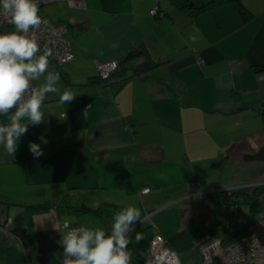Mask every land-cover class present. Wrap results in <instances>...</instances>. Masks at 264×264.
I'll return each mask as SVG.
<instances>
[{
	"label": "crops",
	"instance_id": "crops-1",
	"mask_svg": "<svg viewBox=\"0 0 264 264\" xmlns=\"http://www.w3.org/2000/svg\"><path fill=\"white\" fill-rule=\"evenodd\" d=\"M241 1L254 14L246 23L228 3L196 16L170 0H84L82 7L58 1L40 11L68 25L74 58L60 66L70 84L58 72L60 92L42 104L45 120L29 125L13 156L0 154V264H60L65 219L105 226L89 212L58 211L54 202L91 208L105 201L138 207L141 219L133 227L141 228L142 242L151 238L142 229L153 225L183 264L194 262L184 250L192 248L197 229L188 221L200 220L197 199L264 178V160L242 157L264 144V73L255 74L247 59L264 23V0ZM133 50L141 55L126 66L154 67L122 83L114 74L103 87L84 85L97 75L98 62H120ZM65 89L76 92L67 104L59 101ZM42 135L48 142L36 157L28 142ZM212 167L220 169L219 179L210 177L218 172ZM233 169L236 176H226ZM194 179L205 188L188 183ZM144 186L150 191L141 193ZM43 187L49 193L37 202L15 198ZM32 202L51 204L30 215L25 205ZM131 252L133 264H150L145 251Z\"/></svg>",
	"mask_w": 264,
	"mask_h": 264
},
{
	"label": "clouds",
	"instance_id": "clouds-1",
	"mask_svg": "<svg viewBox=\"0 0 264 264\" xmlns=\"http://www.w3.org/2000/svg\"><path fill=\"white\" fill-rule=\"evenodd\" d=\"M40 0H0V16L14 25L12 31L0 30V116L7 115V122H0V154L13 156L20 138L29 125H38L46 118L42 110L49 93L60 92L57 82L60 74L49 70V52L40 50V45L31 29L42 23L39 15ZM117 47L114 42L111 45ZM44 77L43 83L32 87V81ZM76 92L63 90L59 95L61 103H69ZM66 113L64 112V116ZM86 117V109L83 112ZM29 141V151L36 157L43 155L42 144ZM141 219V210L129 205L113 214L110 230L74 224L65 219L63 230L57 241L62 246L60 264H133L131 234L138 243L142 233L135 230L134 222Z\"/></svg>",
	"mask_w": 264,
	"mask_h": 264
},
{
	"label": "trees",
	"instance_id": "trees-1",
	"mask_svg": "<svg viewBox=\"0 0 264 264\" xmlns=\"http://www.w3.org/2000/svg\"><path fill=\"white\" fill-rule=\"evenodd\" d=\"M63 2V1H62ZM170 2L180 10L186 12L190 16H196L202 12L208 11L217 5H220L222 3H228L230 6H232L241 16L243 22H248L251 19H253L254 14L250 12L242 3L241 0H170ZM66 25L67 31H68V25L65 22H60ZM13 25V24H12ZM7 26L11 25H1V30H7ZM68 37V34H67ZM69 38V37H68ZM141 55V52L139 50H133L128 53V55L119 62L118 67L112 71L108 77L102 78L97 72V75L91 76L86 83H84L85 86H89L90 84H95L98 87H103L106 84L112 83L111 77L114 74H119L120 76V82L127 80L133 74L148 69L150 65H146L143 67H137L135 66H126L128 62L131 59H135L137 56ZM49 59V58H48ZM247 59L249 62V65L252 69V71L255 74L264 73V23L260 27L256 37L253 40V43L247 53ZM49 62L54 70H57V67L61 64L54 63L51 59H49ZM121 65L123 66L122 69L120 68ZM126 69H131L132 72L126 74ZM58 71V70H57ZM61 74V77L63 78L64 82L66 84H70L67 77L63 75L61 71H59ZM238 144H233L230 149H234V147ZM234 152V151H233ZM242 157L246 160H264V144H262L258 149L247 151L242 154ZM196 181L195 184L192 182ZM190 185H197L201 189L205 188V183L201 182V179H194L188 182ZM260 188L258 185H254V187H244V188H238V189H227V190H215L208 194V198L212 199L214 197H220L225 201L232 200L234 202H247L249 205V208L252 211H256L258 209L259 199L258 195L260 193ZM150 191V190H149ZM241 200V201H240ZM231 203V202H230ZM49 202H42V203H36V204H27L25 207L27 208V213L32 214L36 213L38 211L47 210L50 207ZM55 208L58 209V211L65 212V213H72L75 215H80L86 212H89L93 214L96 218H98L103 225L105 226V230H110V225L112 221L113 214L120 211L121 209L125 208L122 205H119L117 203H113L110 201H105L98 205L97 207H83V206H70V205H59L56 202H54ZM251 224V223H250ZM1 225V223H0ZM249 226V225H248ZM247 226V227H248ZM246 227V230H247ZM231 233L227 235L226 237H220L217 233H215L212 230H209L206 232L205 235H200L198 233V229L196 231L192 232L191 238L193 240L194 245L198 248L202 242H205L209 238L213 237H219L223 243H227L229 241H232L235 238H239L246 233ZM149 241V240H148ZM148 241L142 242L139 241L138 243L132 242L129 245L130 250H134L138 252L145 251L143 257H146V251L148 247ZM141 255L140 253H138Z\"/></svg>",
	"mask_w": 264,
	"mask_h": 264
},
{
	"label": "built area",
	"instance_id": "built-area-1",
	"mask_svg": "<svg viewBox=\"0 0 264 264\" xmlns=\"http://www.w3.org/2000/svg\"><path fill=\"white\" fill-rule=\"evenodd\" d=\"M58 1H63L71 7L84 5V0H40L38 7ZM79 1L81 4L77 5ZM155 11V9H151L150 12L154 14ZM40 16L42 23L31 29V32L35 34L41 52L48 51L50 53L48 58L57 64L73 59L74 54L67 37L66 25L53 21L46 15ZM1 25H12L7 14L0 16V30ZM117 67V60L97 63V72L99 75L107 77ZM32 87L36 86L32 83ZM192 183L195 184L196 181ZM149 190L148 186H144L141 188V193H147ZM63 222L60 224L62 229ZM199 252L202 264H213L211 259L216 255L220 257V264H264V215H260L249 224L245 235L227 243H223L219 237L209 238L200 244ZM146 259L150 264H183L178 254L166 244L164 236L159 233L149 239Z\"/></svg>",
	"mask_w": 264,
	"mask_h": 264
},
{
	"label": "rangeland",
	"instance_id": "rangeland-1",
	"mask_svg": "<svg viewBox=\"0 0 264 264\" xmlns=\"http://www.w3.org/2000/svg\"><path fill=\"white\" fill-rule=\"evenodd\" d=\"M78 4H81V2L79 1L77 3V5ZM46 5H42L41 7H39V13L41 10H47ZM13 29H14V25L7 26L8 31H12ZM105 62H98V64L105 63ZM118 65H119V61H118ZM152 67H154V64L151 62L150 67H148V69L152 68ZM50 68H52V67H50ZM50 68H49V70H50ZM96 68H97V64H96ZM57 70H55V71L56 72H59V70L62 71L61 66H58ZM41 77H43V76H41ZM100 77L106 78V77H103L101 75H100ZM60 80H62L61 77H60ZM251 164H257V163H251ZM263 164L264 163H262V165L260 166L261 170L262 169L264 170ZM259 165H260V163H259ZM212 168H213V170L216 169V167H212ZM216 171H218V172H214V171L211 172V175H210L211 178L214 177L216 179L217 178L219 179L220 173H221L220 169L219 170L216 169ZM226 171L227 170H225V174H226ZM0 175H1V171H0ZM229 175L236 176L234 169H233L232 174H227L226 176H229ZM239 176L244 178V176L242 174H239ZM252 186L254 187V185H252ZM252 186H250V187H252ZM242 187H244V186H242ZM258 187H261L260 193L258 195L260 205L258 206V209L256 211H252L249 208V205L247 202H243V201L242 202H239V201L234 202L232 200L225 201L220 197H214L212 199L211 198L206 199L207 197H203L201 199H197V201L199 202L198 208H197V214L200 217V220H197L196 216L194 215L193 219L189 220L188 223L192 222L193 223L192 225L197 227L198 233L200 235H205L206 232H208L209 230L214 231L220 237H226L227 235L231 234L232 232L233 233L245 232L246 227L251 222L256 220L260 215H264V178H262V182L260 183V185H258ZM238 188L239 187H236L235 189H238ZM7 192L8 191L5 190V193H7ZM47 192L48 191H47L46 187H43L42 189L34 188L32 190H26V191L24 190V191L19 192L15 198L16 199H19V198L25 199L26 201H36L37 202L38 201L37 199H41L44 196V193H45V195H47ZM22 193H24V194H22ZM36 202H32V203H36ZM28 203H30V202H28ZM171 210H172V208L168 209V211H171ZM194 218H195V220H194ZM195 221L198 223V226L195 225ZM141 227H143V226H141ZM153 228H154L153 225H151L148 227L146 226L142 229L143 231H146L145 232L146 237H147V235H150V234H151V236H150L151 238L154 237L155 231ZM167 228L175 230L176 226L175 225L167 226ZM140 230H141V228L138 231L140 232ZM184 251H189L186 254H189L190 256L193 255V258H194L193 261L194 262L191 264H202L200 252L195 247L193 240H192V248H190L189 250H184ZM211 261L213 264H220V257L218 255H216V256L212 257Z\"/></svg>",
	"mask_w": 264,
	"mask_h": 264
}]
</instances>
